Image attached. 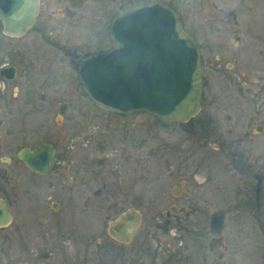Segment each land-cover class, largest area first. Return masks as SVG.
<instances>
[{"label": "rangeland", "instance_id": "374dc122", "mask_svg": "<svg viewBox=\"0 0 264 264\" xmlns=\"http://www.w3.org/2000/svg\"><path fill=\"white\" fill-rule=\"evenodd\" d=\"M167 1L202 50L206 104L200 113L212 119L206 127H216L223 136L228 129L239 135L240 116L241 122L249 119V126L264 125V0ZM105 41L97 42L90 32L79 40L93 49L106 48ZM34 42L40 43L34 50H0L2 62L17 66L13 81L0 83V198L13 214L11 224L0 228V264H116L119 250L132 264L142 257L153 264L167 255L164 246L175 240L176 227L189 230L183 233L185 255L191 258L193 231L203 230L206 244L212 212L189 210L202 204L192 191L191 174L199 181L212 177L216 187L227 175L235 176L227 171L229 159L222 151L212 150L217 140L202 138V131L190 134L177 124H161L147 113L119 116L101 109L86 97L74 71H57L60 52ZM63 103L68 106L61 117ZM255 109L261 116L252 118ZM56 137L61 142L46 175L33 174L16 160L19 147ZM100 137L106 141L99 142ZM258 139L263 146L254 157H261L264 173V128ZM179 179L189 182L183 195L174 198L170 191ZM206 187L201 195L209 191ZM238 188L232 189L231 204ZM128 208L140 211L141 227L129 244L120 245L109 228ZM166 224L172 226L168 233L162 231ZM230 224L224 239L238 247L229 256H239L238 264H264V231L247 214L243 228Z\"/></svg>", "mask_w": 264, "mask_h": 264}, {"label": "water", "instance_id": "95a60500", "mask_svg": "<svg viewBox=\"0 0 264 264\" xmlns=\"http://www.w3.org/2000/svg\"><path fill=\"white\" fill-rule=\"evenodd\" d=\"M36 6L37 0H0L5 31L23 33L34 21ZM108 33L110 47L76 61L78 82L93 104L121 116L145 112L163 124L185 123L199 112L203 104L201 50L168 1L136 0L123 6ZM67 106H59V116H64ZM54 152L53 142H43L21 147L15 155L31 172L44 174ZM224 218L223 209L211 216L212 234H221ZM12 219L0 198V227ZM139 219L137 211H127L111 224H121L118 234L111 228L109 234L128 242Z\"/></svg>", "mask_w": 264, "mask_h": 264}, {"label": "flooded vegetation", "instance_id": "af4514ba", "mask_svg": "<svg viewBox=\"0 0 264 264\" xmlns=\"http://www.w3.org/2000/svg\"><path fill=\"white\" fill-rule=\"evenodd\" d=\"M134 1L136 0H95V2L94 0H37L34 21L32 25L29 26L23 33L17 35L8 33L5 31L4 24L0 19V50L5 48V50L10 51L11 53L34 50L40 45V43H35L34 40H39L41 43L50 46L57 52H60V56L62 57V61L60 62L62 63H60L57 71L65 69L66 71H74L76 73V61L80 57L106 49L111 45L108 33L111 20L123 6ZM171 5L174 6L172 3ZM85 32L93 33L97 42L98 40L101 42V38H106V41L103 44L107 42V47H98L93 49L89 47L87 43L79 42L80 37H82ZM61 57L59 60H61ZM215 58L216 61H221L219 55H216ZM2 59L3 58H0V83L5 84L13 81L16 77L17 66L10 62H2ZM204 64L205 62L201 50V66L203 67ZM225 65L229 69L234 67V64L231 62H226ZM213 66L214 64L211 62L210 67ZM9 68H11V70H7ZM205 104L206 103L203 102L202 107H205ZM200 111L201 109L189 121L181 124H175L179 125L184 131L190 134H197L202 131V138L204 139L214 137L217 140V143L211 145L212 150L222 151L227 159H229L228 165L226 166L227 171H229V173L233 172L235 176L239 178L235 179V176L227 175V177L224 178V184L216 187L215 180L212 179V177H204L203 181H199L192 173L191 182L194 183L192 191L197 195V204H199L200 198L202 197V206L197 205L196 208H189V210L197 214H205L208 210H212L208 219V233L210 235L208 242L205 244V241L202 240L205 237L203 230L193 231L194 238L196 239L193 243L196 242V244L193 245V256L188 258V256L185 255V251L188 246L184 243L183 232L189 230H185L184 227H176V233L173 234L175 240L168 242L167 245L164 246L166 247L167 255L161 257L162 259L160 261H154L153 264H238L240 261L239 256L236 257L235 255L234 259L232 256H229L231 254L232 247H235L236 245H232V242L230 243L224 239L223 236L227 229L228 221L232 223L230 226L238 229L243 228L241 224L247 214V216H250V218L254 220L256 226L264 231V229L261 228L264 226V222L260 218H264L263 164L260 156L256 158L254 157V152L263 146L262 142L258 138L264 128V125L262 123H257L254 127L249 126L251 123L249 119H245V122H241L243 117L240 116L237 119L238 122H234L236 123V126L240 128V134L234 135L232 129H228L227 133L223 136V134L216 127L212 129L206 127L211 123L212 119L207 117L205 114L200 113ZM254 111L255 113L252 114V118L257 117L261 113L258 109H255ZM259 116H261V114ZM226 119L228 121L231 120V116L226 115ZM98 140L99 142L106 141L104 137H100ZM47 141L55 144V153L52 157L49 170L44 174H40L31 172L27 169L29 172L37 175H46L53 169V160L57 154L61 138L56 137L53 140ZM38 144L34 146H37ZM23 146L34 147L30 145ZM16 160L24 165L22 161L17 158ZM188 182V180L184 179L177 180L171 188V195L174 198L181 197L183 195L182 188ZM237 184H240V188L235 190L234 203L231 204L232 189L235 188ZM205 185H207L206 188L209 189V191L205 194L206 196L200 194V189H202ZM216 192L218 193L216 194ZM225 197H228L229 199L226 200ZM49 198L50 197H48V199ZM218 199H220V201ZM216 201H218L220 205L230 202V205L216 207ZM168 202L171 205H174L172 200H168ZM57 205V202L51 203V207L53 208ZM219 209L225 210V225L221 234L215 235L210 231V219L211 216ZM232 209L235 210V213H231ZM135 211L141 215L139 210L136 209ZM181 213L188 215L190 212L181 209ZM120 226L121 224H114L111 229L118 234ZM140 227L141 224H139L131 240L128 242H123L119 237L112 238L120 245L129 244L137 235ZM171 227L172 226L170 224H166L162 231L164 233H168ZM144 236L147 237L148 235ZM259 244L261 245L262 242ZM138 249L140 250L139 246ZM141 249L144 250V252L146 251L142 245ZM117 254L118 260L116 264H132L128 260H123V258L127 259L128 257L122 256L121 250L117 251ZM196 254L201 255L194 259V255ZM156 256H154V259L158 258V256ZM145 258L146 257H142L139 261L144 260L143 263L148 264V261L146 260L147 258Z\"/></svg>", "mask_w": 264, "mask_h": 264}]
</instances>
